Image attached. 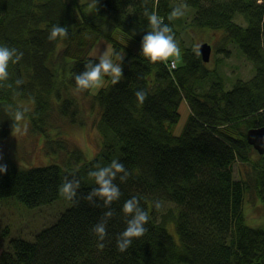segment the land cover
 Returning <instances> with one entry per match:
<instances>
[{
	"label": "trees",
	"instance_id": "trees-1",
	"mask_svg": "<svg viewBox=\"0 0 264 264\" xmlns=\"http://www.w3.org/2000/svg\"><path fill=\"white\" fill-rule=\"evenodd\" d=\"M175 9L184 15L170 19ZM153 13L163 19L157 30L167 25L175 34L181 50L176 68L143 55ZM53 25L67 27L66 38L49 39ZM187 27L217 31L222 43H235L252 62V75L227 85L194 51L198 46L186 43ZM263 33L264 0H0V47L11 54L0 80V135L22 112L56 158L32 166L7 163L0 199L16 196L38 206L72 185L59 217L32 239L10 237L0 264H264V214L254 221L246 211L249 196L264 211V158L246 136L248 128L264 125ZM100 36L111 41L113 54L125 51L121 78L113 84L105 76L108 83L89 95L77 89L76 77L100 64L102 58L89 55ZM138 92L147 93L143 104ZM182 101L189 113L176 135ZM86 102L89 113L99 109V145L90 159L51 134L58 132L54 119L75 122ZM114 159L129 177L116 173L112 183L121 195L106 204L89 173ZM133 197L149 214L147 232L120 252L116 239L136 215L123 206ZM101 224L103 240L93 231Z\"/></svg>",
	"mask_w": 264,
	"mask_h": 264
},
{
	"label": "rangeland",
	"instance_id": "rangeland-1",
	"mask_svg": "<svg viewBox=\"0 0 264 264\" xmlns=\"http://www.w3.org/2000/svg\"><path fill=\"white\" fill-rule=\"evenodd\" d=\"M238 21L244 22L241 18ZM182 37L187 44L193 46H198L203 40L212 44L213 49L211 50L210 59L205 63L210 69L217 68L221 76L228 83L227 85L234 78L236 79V77L248 78L252 75V62L245 57L244 53L235 43L225 41L222 43L220 32L205 28L187 27L182 31ZM113 51L114 48L111 41L105 36H100L90 49L89 55L103 58L105 53L111 52L109 59L113 61L114 66L118 65L121 69L125 51L120 49L115 54H113ZM173 58L176 62H181V56ZM107 83L108 79L104 76L102 86ZM98 89H89V95L96 93ZM76 94L77 96L80 95L78 91H76ZM22 104L28 105L27 102H22ZM88 108H90L89 103L86 102L85 107H81L79 111L81 118L76 119L73 123L67 120L54 119L52 122L57 124L59 133L55 134V131L52 130L51 134L52 136L65 139L66 146L68 147H72V145L80 147L87 154L86 157L90 159L93 155L92 152H95L99 145L97 143L99 134L95 127L99 109L96 107L94 112L89 113ZM179 112L180 118L173 128V132L176 135L181 132L189 113L188 106L184 101L180 104ZM40 137L30 130L27 119L17 122L15 127L6 135H0V155L3 157V159H0V166L11 161L25 166L48 164L55 161V153L47 151ZM239 168L240 163L236 162L233 165V172L236 178L238 177ZM246 201L248 217L254 221L260 220L263 215L262 211L260 213L259 210V201L251 196ZM69 204L70 200L62 190L55 200L32 207L21 202L16 196L0 199V252L5 248L10 237L21 235L30 239L34 238L35 233L52 224ZM6 227L8 228V232L3 236V230ZM167 227L174 238L178 239L173 225L169 224Z\"/></svg>",
	"mask_w": 264,
	"mask_h": 264
},
{
	"label": "clouds",
	"instance_id": "clouds-1",
	"mask_svg": "<svg viewBox=\"0 0 264 264\" xmlns=\"http://www.w3.org/2000/svg\"><path fill=\"white\" fill-rule=\"evenodd\" d=\"M98 10L99 9H97V11ZM183 15V11H181L180 9H175L170 14L169 18H180ZM148 19L152 27V31L143 39V55L152 63H156L157 61L167 62L172 57H179L181 54V50L178 42L174 41L173 39V36L175 35L173 30L167 25L163 29L157 30L159 24L163 22V19L155 13L150 15ZM67 32V27L61 28L53 25L51 29V36L49 37V39L55 38L57 36L66 38ZM194 51H196L197 55H200L198 47L194 49ZM21 56H23V53H21ZM110 56L111 52L105 53L99 65H97L95 68H91V70L85 72L83 75L76 77V86L78 90H88L92 88L102 87L104 76L111 77L113 84H116L117 81L120 80L121 69L118 65L114 66L113 61L109 59ZM10 59L11 54L9 53V51L6 48L0 47V80L5 79L8 75L6 69L8 67V62ZM17 59L19 60L20 57H18ZM13 63H15V61ZM146 97L147 93H136V98L141 104H143ZM23 119L24 114L18 111L14 120L19 122ZM0 159H3L2 155H0ZM113 169L115 171H113ZM6 171V164L0 166V173H5ZM118 172H124L125 175L121 178L122 180L129 177V172L125 170V166L123 164L117 163V161L114 159L112 160L110 166L104 167L97 172L89 173L90 176L95 177V183L99 185V188L97 190H94L95 194L102 197L105 200L106 204H110L114 200H118L121 195L119 188L112 183L113 179H115L116 177V173ZM62 192L71 193L72 185L65 183L63 185ZM138 203L139 201L135 197L127 200L124 203V213L131 214L135 211L136 215L133 219L127 222L126 229L122 233H120L116 239V245L120 252L126 251L132 244L133 239L140 238L147 232L145 224L149 220V214L145 209L141 211V209L138 207ZM155 206L159 207V204L157 203ZM107 215H111V213H108ZM93 231L99 234L101 240L104 239L106 233L103 224L97 226ZM98 247L102 249L104 247V244H98Z\"/></svg>",
	"mask_w": 264,
	"mask_h": 264
},
{
	"label": "water",
	"instance_id": "water-1",
	"mask_svg": "<svg viewBox=\"0 0 264 264\" xmlns=\"http://www.w3.org/2000/svg\"><path fill=\"white\" fill-rule=\"evenodd\" d=\"M211 45L207 42H202L199 45V52L202 59L207 61L210 55ZM247 140L254 148L263 155L264 158V125L253 126L246 131Z\"/></svg>",
	"mask_w": 264,
	"mask_h": 264
},
{
	"label": "bare ground",
	"instance_id": "bare-ground-1",
	"mask_svg": "<svg viewBox=\"0 0 264 264\" xmlns=\"http://www.w3.org/2000/svg\"><path fill=\"white\" fill-rule=\"evenodd\" d=\"M243 23H245V22H243ZM242 23V24H243ZM264 34V33H263ZM202 42H207L208 44H210L211 45V49H210V54H211V50L213 49V47H212V44L210 43V42H208V41H206V40H203V41H201L199 44H198V48H199V45L202 43ZM201 54V53H200ZM201 58H202V56H201ZM209 59H210V55H209ZM209 59L207 60V61H209ZM202 61L205 63V62H207V61H204L203 59H202ZM167 65H168V67L170 68V69H173V68H176L177 66H178V62H176V60L172 57V58H170L167 62ZM237 78V77H236ZM235 79V78H234ZM234 79L232 80V81H234ZM231 81V82H232ZM231 84V83H230ZM262 214H264V211H263V209H262Z\"/></svg>",
	"mask_w": 264,
	"mask_h": 264
}]
</instances>
